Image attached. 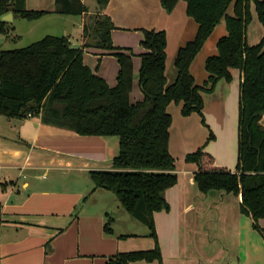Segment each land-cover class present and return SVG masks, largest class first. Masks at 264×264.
<instances>
[{"label":"crops","instance_id":"1","mask_svg":"<svg viewBox=\"0 0 264 264\" xmlns=\"http://www.w3.org/2000/svg\"><path fill=\"white\" fill-rule=\"evenodd\" d=\"M83 3L86 6L85 0ZM233 6L234 2L232 11ZM26 7L48 12L45 17L54 20L61 31L54 36L69 37L80 47L84 42L82 21L94 13L110 17L114 47L133 56L134 85L139 80L140 54L145 52L141 44L144 30L167 34L168 84L177 78L174 63L178 50L198 31L183 0L171 12L162 7L161 0H110L102 11L99 5L94 11L86 6L88 12L83 18L54 13L56 0H26ZM256 16L252 23L262 27ZM248 31L249 27L247 43ZM255 32L252 45L264 37V29ZM227 33L225 21H221L201 50L210 44L208 53L202 55L200 51L194 59L190 70L197 85L208 77L205 62L218 53V41ZM21 38L22 34L12 30L9 35L0 34V49ZM12 49L18 48L5 50ZM84 63L111 87L116 86L120 67L110 52L87 47ZM241 88L242 72L234 70L231 82L222 79L212 93L204 94L203 115L214 134L209 142L206 135L203 137L205 150L216 158L217 165L232 171L239 163ZM133 94L134 89L131 99ZM141 94L138 101L143 99ZM174 104L168 106V112L179 121L182 104ZM177 129L173 120L170 153L175 159L178 183L166 191L169 210L154 214L156 242L148 232L142 234L141 225L133 221L136 219L115 214V195L111 190L95 188L90 177L91 171L113 169V161L120 153L118 136H82L44 123L41 115L27 119L0 115V264H104L117 253L149 251L157 245L162 255L160 262L132 264H264V238L254 228L253 219L242 212L239 196L222 190H199L195 181L198 166L187 162L186 156L202 148V142L197 149L187 151L182 147L185 140L179 136L173 139ZM188 140L191 145L196 143L190 136ZM112 217L113 233L108 234L104 228ZM259 225L264 230V219ZM137 237L145 239L139 241Z\"/></svg>","mask_w":264,"mask_h":264},{"label":"trees","instance_id":"2","mask_svg":"<svg viewBox=\"0 0 264 264\" xmlns=\"http://www.w3.org/2000/svg\"><path fill=\"white\" fill-rule=\"evenodd\" d=\"M110 0H97L99 9ZM181 0H161L171 12ZM187 14L198 24L195 38L181 46L175 58L177 78H166L165 31L144 30L140 54L141 101L131 99L134 83L133 56L114 47L110 17L97 16L94 25L82 21L83 46L66 36L47 35L23 48L0 49V115L27 119L41 115L44 123L82 136H118L120 153L109 171H91L95 188L115 192L121 206L150 229L157 242L154 214L169 210L166 191L178 183L175 159L170 153L171 103L182 104V115L197 113L205 124L204 94L212 93L220 80L231 82L234 70L244 71L243 97L239 118V163L234 171L217 165L216 158L200 148L186 156L195 163V181L202 193L222 190L238 196L242 187L241 210L252 217L254 228L264 238L259 221L264 219V37L254 45L246 29L255 5L264 27V0H183ZM234 2L233 14H228ZM83 0H56L54 13L83 16ZM39 20L48 12L29 10L26 0H0V18ZM225 21L227 35L217 44L218 53L205 62L208 77L197 85L191 65L216 26ZM12 23L0 20V34L9 35ZM96 46L114 55L119 63L117 84L111 87L84 63V49ZM214 139L211 133L210 140ZM243 171L242 174L240 172ZM113 220L105 232L113 233ZM162 260L160 247L149 251L120 252L104 264H132Z\"/></svg>","mask_w":264,"mask_h":264},{"label":"rangeland","instance_id":"3","mask_svg":"<svg viewBox=\"0 0 264 264\" xmlns=\"http://www.w3.org/2000/svg\"><path fill=\"white\" fill-rule=\"evenodd\" d=\"M85 3H86V6L89 8V10L91 11H94L97 7V0H85ZM231 7H232V4L230 5L229 9H228V14H232L233 11L231 10ZM100 10V9H99ZM251 20L249 22V31H248V44H251L254 42L253 41V38H254V35H253V32H255L256 30H263L262 27L260 25H262L260 23V21L258 20V16L257 17V21L259 22V28H256V26L252 23V19L254 20V17L255 15H257L256 13V9H255V5L252 3L251 4ZM101 11V10H100ZM140 12H149L148 9H139ZM97 16L98 14L94 13L92 14L90 17L87 16V18L85 19V21H87L88 24L90 25H94V23L97 21ZM54 21V20H53ZM53 21L50 19V18H42V19H39V20H34V21H29V20H26V19H22V18H14V22L12 24L13 26V29H12V32L14 33H17V34H22L23 35V38H21L19 41L17 42H12V41H9L6 45H4L3 47L1 48H5V49H9V48H22L21 46H25V45H28V44H31L39 39H42L44 36L46 35H59L61 34L60 32V29H59V26L56 25V23H53ZM224 21V20H222ZM67 28V27H66ZM143 30V29H142ZM144 33V31H143ZM257 33V32H255ZM252 34V35H251ZM256 35V34H255ZM210 44H208L206 46V50H203L202 52V55H205L207 54V49L209 47ZM200 52V53H201ZM207 77V76H206ZM202 78H205V76L203 75ZM207 78H205L206 80ZM202 80V79H201ZM205 80H203L205 82ZM200 84L201 86L203 85V82ZM133 89H134V94L132 96V101L135 103L137 102L138 100V97H140L142 94H141V90H140V86H139V80L135 81V85L133 83ZM141 101V100H140ZM175 105V104H174ZM192 114H197V113H192ZM191 114V116H192ZM197 118L195 115H193L192 117L190 116H183L182 115V111H181V114L180 115H177V117L179 118V121H177L174 117V125L178 127L177 131L174 132L172 135H173V139L175 136H179V139L181 141H184L182 143V147H184L187 151H190L191 149L194 150V148H198L199 146V142L201 141L202 142V148H204V151L205 150V145H206V140H203V137H205V135L208 137V142L209 141H212L210 140V135L211 133H213L210 128L208 127V124L206 123V119H205V124L202 122V117H200L199 114H197ZM183 117V118H181ZM173 118V117H172ZM205 118V116H204ZM263 126H264V121H263ZM204 131V132H202ZM192 137L193 139H196V143L193 142V144H189V140L188 138ZM205 142V143H204ZM177 145L179 146L180 145V142L177 140ZM178 156H180V150L177 151L176 153V158H178ZM184 160V159H183ZM113 195H115V201H113V212H115V214H123V215H126L125 217H128L129 216V219H136L134 218L131 214H129L127 211H123V207L121 206V203L119 202L115 192H113ZM79 209V208H78ZM79 212L81 211V208L80 210H78ZM108 212H110L108 210ZM77 213V212H76ZM111 215V214H109ZM128 215V216H127ZM117 217V216H116ZM131 217V218H130ZM113 220L114 222V218H110ZM121 226H124L125 225V220L123 217H121ZM135 221V223H137V225H141V232H143L142 234H150V229L148 227L147 224H145L144 222H141L139 220H133ZM112 222V224H113ZM111 227H113V225H111ZM148 232V233H147ZM137 239L139 241H141L142 239H145V238H141V237H137Z\"/></svg>","mask_w":264,"mask_h":264},{"label":"water","instance_id":"4","mask_svg":"<svg viewBox=\"0 0 264 264\" xmlns=\"http://www.w3.org/2000/svg\"><path fill=\"white\" fill-rule=\"evenodd\" d=\"M13 14L12 13H8V14H5L3 15L0 20L1 21H5V22H10V23H13ZM245 81V78H244V71L242 72V84L244 83ZM243 97V87L241 88V98ZM243 171L240 172V174H242ZM239 196V199H240V202L242 203L243 202V199H242V187H241V191H240V194L238 195ZM252 218V217H251Z\"/></svg>","mask_w":264,"mask_h":264},{"label":"flooded vegetation","instance_id":"5","mask_svg":"<svg viewBox=\"0 0 264 264\" xmlns=\"http://www.w3.org/2000/svg\"><path fill=\"white\" fill-rule=\"evenodd\" d=\"M182 1V0H181ZM162 4V3H161ZM163 7V6H162ZM164 8V7H163ZM165 9V8H164ZM247 30V29H246Z\"/></svg>","mask_w":264,"mask_h":264}]
</instances>
